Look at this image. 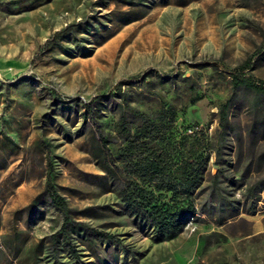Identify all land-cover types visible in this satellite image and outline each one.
<instances>
[{
	"label": "rangeland",
	"instance_id": "1",
	"mask_svg": "<svg viewBox=\"0 0 264 264\" xmlns=\"http://www.w3.org/2000/svg\"><path fill=\"white\" fill-rule=\"evenodd\" d=\"M246 62L264 82V0H0V264H264V97L219 126ZM166 105L189 199L138 197L120 152Z\"/></svg>",
	"mask_w": 264,
	"mask_h": 264
},
{
	"label": "trees",
	"instance_id": "2",
	"mask_svg": "<svg viewBox=\"0 0 264 264\" xmlns=\"http://www.w3.org/2000/svg\"><path fill=\"white\" fill-rule=\"evenodd\" d=\"M247 62L228 73L230 95L220 109L219 126L221 128L227 125L228 111L242 94L250 93L252 95L250 107L253 110L257 109L261 98L264 97V82L256 81L245 74ZM200 66L206 65L201 64ZM124 101L127 102L126 97ZM177 115L178 111L175 107L166 105L155 115L134 112V123L129 129L124 127V119L118 120V129L122 133L123 145L120 152L131 164L133 176L138 182L136 183L138 197H142V194L145 193L138 186L141 185L152 187L156 193H171L189 199L202 184L205 162L188 163L186 161L178 165L169 158L167 144ZM260 185L259 190L261 191L264 189V183ZM50 201L53 206L64 208L62 198L54 196L50 198ZM156 210L161 213L160 210ZM97 236L102 237V235Z\"/></svg>",
	"mask_w": 264,
	"mask_h": 264
}]
</instances>
